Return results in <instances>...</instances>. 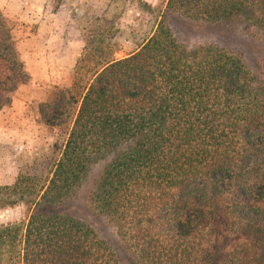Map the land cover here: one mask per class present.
Masks as SVG:
<instances>
[{
    "label": "trees",
    "instance_id": "16d2710c",
    "mask_svg": "<svg viewBox=\"0 0 264 264\" xmlns=\"http://www.w3.org/2000/svg\"><path fill=\"white\" fill-rule=\"evenodd\" d=\"M246 11L245 34L222 26L230 43L187 42L163 15L121 58L104 40L82 48L70 85L38 108L64 135L50 169L0 185V208H28L0 224V264H121L69 209L82 191L138 264H264V0L165 5L212 24ZM15 29L0 7V110L29 80Z\"/></svg>",
    "mask_w": 264,
    "mask_h": 264
},
{
    "label": "rangeland",
    "instance_id": "374dc122",
    "mask_svg": "<svg viewBox=\"0 0 264 264\" xmlns=\"http://www.w3.org/2000/svg\"><path fill=\"white\" fill-rule=\"evenodd\" d=\"M166 2L0 0V7L15 23V34L29 74L27 83L0 110V185L12 184L19 172L44 174L50 169L62 148L64 135L41 121L38 108L58 88L70 85L75 60L87 43L109 42L115 47L114 57L121 58L151 35L163 15L176 35L187 42L230 43L222 26L229 35H232L230 30L245 34L244 26H250L253 21L250 11L231 23L194 21L165 12ZM99 167L94 165L89 177ZM84 194L82 191L69 209L83 218L87 215L97 233L116 250L121 264H138L134 252L117 237L113 226L93 212L88 215L83 208ZM27 214L24 203L0 208V224L25 222Z\"/></svg>",
    "mask_w": 264,
    "mask_h": 264
}]
</instances>
